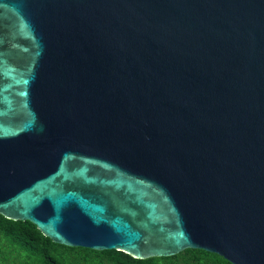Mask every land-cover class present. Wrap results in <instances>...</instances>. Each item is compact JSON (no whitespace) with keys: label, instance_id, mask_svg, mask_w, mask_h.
<instances>
[{"label":"water","instance_id":"water-1","mask_svg":"<svg viewBox=\"0 0 264 264\" xmlns=\"http://www.w3.org/2000/svg\"><path fill=\"white\" fill-rule=\"evenodd\" d=\"M0 214L264 264V0H0Z\"/></svg>","mask_w":264,"mask_h":264},{"label":"trees","instance_id":"trees-1","mask_svg":"<svg viewBox=\"0 0 264 264\" xmlns=\"http://www.w3.org/2000/svg\"><path fill=\"white\" fill-rule=\"evenodd\" d=\"M0 264H231L215 253L187 248L172 256L136 259L114 249L55 243L30 221L0 214Z\"/></svg>","mask_w":264,"mask_h":264}]
</instances>
